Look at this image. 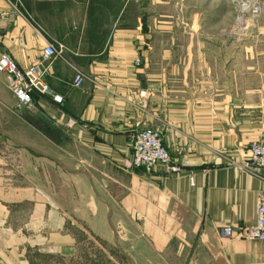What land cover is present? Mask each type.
Instances as JSON below:
<instances>
[{
    "label": "crops",
    "instance_id": "crops-1",
    "mask_svg": "<svg viewBox=\"0 0 264 264\" xmlns=\"http://www.w3.org/2000/svg\"><path fill=\"white\" fill-rule=\"evenodd\" d=\"M145 1L0 0V56L26 70L49 43L63 48L46 65L50 94L19 97L0 73V135L12 141L0 145V264H67L87 244L111 264H264V241L239 237L264 189V169L246 166L264 134V56L227 88L210 41L150 22ZM147 128L183 172L123 166Z\"/></svg>",
    "mask_w": 264,
    "mask_h": 264
},
{
    "label": "rangeland",
    "instance_id": "rangeland-1",
    "mask_svg": "<svg viewBox=\"0 0 264 264\" xmlns=\"http://www.w3.org/2000/svg\"><path fill=\"white\" fill-rule=\"evenodd\" d=\"M145 2L150 22L160 20L157 19L160 17L162 21L177 25L178 38H188L193 31L195 38L210 41L209 55L212 64L219 77L225 74L227 88L234 82V70L242 72V75L236 76L238 78L240 76L243 83L250 82L248 73L257 65L253 59L251 62L250 57L264 56V0H146ZM224 65L226 69L223 73ZM240 97L244 96L240 95ZM0 140L2 142L0 145H12V141L2 135ZM74 178L77 181V178ZM66 182H72L68 175ZM69 225V229L77 234V218L75 223ZM87 246V249L81 250L75 261L67 259V264H111V260L103 251L93 249L89 244ZM116 259L118 262L116 260V263L112 264H126L121 256L116 255Z\"/></svg>",
    "mask_w": 264,
    "mask_h": 264
},
{
    "label": "built area",
    "instance_id": "built-area-1",
    "mask_svg": "<svg viewBox=\"0 0 264 264\" xmlns=\"http://www.w3.org/2000/svg\"><path fill=\"white\" fill-rule=\"evenodd\" d=\"M6 20L7 15L0 12V27ZM62 51L61 46L57 48L54 44L49 43L42 56L26 70L20 69L10 56L3 54L0 56V73L8 74L19 97L26 98V91L50 94L52 91L44 81L46 65L59 56ZM81 83L82 76L78 74L75 78V86H80ZM71 123L74 122L71 121ZM131 140L132 155L124 161L123 165L127 169H144L146 172H151L156 165H161L166 174L173 175L183 172L188 165L187 161L176 162L172 159L163 142L160 129H142L136 132ZM249 151L250 160L246 164L247 168L264 169V134L250 144ZM219 233L223 238H230L235 234L232 227H223ZM239 237L245 240L264 241V189L260 191L258 196L254 226L241 230Z\"/></svg>",
    "mask_w": 264,
    "mask_h": 264
},
{
    "label": "water",
    "instance_id": "water-1",
    "mask_svg": "<svg viewBox=\"0 0 264 264\" xmlns=\"http://www.w3.org/2000/svg\"><path fill=\"white\" fill-rule=\"evenodd\" d=\"M0 134H2L3 136H6V134L4 133V131H3V129L1 128V126H0ZM14 141V140H13ZM15 142V141H14ZM15 143H17V142H15ZM29 149H31V150H33V151H36V150H34V149H32V148H29ZM75 173H77V171L75 172ZM96 192V191H95ZM96 195H97V197L101 200V201H103V199L101 198V196L96 192ZM104 202V201H103ZM110 216H111V213H110ZM114 229V233H115V236H116V239H117V246L120 248V245H119V243H118V238H119V232H118V230H117V228L116 227H114L113 228ZM126 257H128V255H126ZM129 258V257H128Z\"/></svg>",
    "mask_w": 264,
    "mask_h": 264
}]
</instances>
